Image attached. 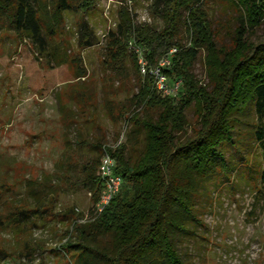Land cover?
<instances>
[{
	"label": "trees",
	"instance_id": "1",
	"mask_svg": "<svg viewBox=\"0 0 264 264\" xmlns=\"http://www.w3.org/2000/svg\"><path fill=\"white\" fill-rule=\"evenodd\" d=\"M226 1L236 14L226 21L232 29L229 44L220 42L218 26L209 20L202 0H150L152 15L163 20L162 29L136 23L132 10L120 0L116 25L106 32L102 67L109 72L106 80L128 89L129 98L119 101L108 87L112 98L103 107L114 127L125 122V141L119 142V132L113 147L97 140L92 146L97 155L81 163V177L74 186L91 194L94 206L100 202L103 183L98 169L104 154L115 160L122 186L101 213L91 211L87 220L73 223L69 240L61 246L72 264H192L181 252V243L201 224L200 211L213 208V202L202 206L204 184L228 179L234 168L220 149L233 143L237 117L251 111L264 116V43L249 39L264 24V0ZM95 5L96 0H0V25L20 41H29L48 65H70L74 75L70 80L80 81L87 77L80 51L98 43L85 20ZM74 8L82 13L79 50L74 55L60 54L54 43L64 30L65 13ZM183 28L188 44L181 38ZM137 49L148 68L176 49L164 70L169 85L181 82L176 96H164L151 75L141 74ZM201 52L204 83L193 73ZM83 86L73 92L83 101L82 111L94 102L93 92ZM188 110L197 120L196 127L188 122ZM68 115L70 121L72 115ZM254 137L264 158V127ZM257 177L264 180V170ZM28 184L38 187L28 192L34 196L33 207L15 204L6 220L1 218L0 226L20 231L24 225H34L30 214L46 211V190L52 186L37 180Z\"/></svg>",
	"mask_w": 264,
	"mask_h": 264
},
{
	"label": "rangeland",
	"instance_id": "2",
	"mask_svg": "<svg viewBox=\"0 0 264 264\" xmlns=\"http://www.w3.org/2000/svg\"><path fill=\"white\" fill-rule=\"evenodd\" d=\"M202 1L209 20L218 26L220 42L229 44L232 29L226 21L235 17L234 6L226 0ZM121 5L120 0H96L95 8L85 14L98 43L80 51L87 69V77L80 81L70 80L74 79L70 65H48L29 41H20L0 25V220H6L20 202L26 203L25 209L33 207L34 196L28 192L38 187L29 186V180L52 186L46 190V211L30 214L34 225H24L20 231L0 226V264L73 262L61 246L69 240L73 223L84 222L97 207L91 194L74 186L81 177L79 166L97 155L92 147L97 140L113 147L119 132V142L125 141V122L114 127L103 107L111 93L122 102L129 98L128 89L106 80L109 72L102 67L106 32L115 27ZM125 5L136 23L164 27L163 20L152 15L150 0H125ZM81 17L76 8L65 13L59 44L54 43L60 54L78 52ZM181 38L188 44L185 28ZM249 39L264 43V24ZM193 73L203 83L207 81L203 52ZM129 74L132 84L134 76ZM83 85L93 92L94 102L82 111L83 101L73 92ZM186 117L192 128L197 126L191 110ZM261 127L264 116L254 111L237 117L233 143L220 149L234 168L228 179H210L204 184L202 206L213 202V208L200 211L201 224L181 243V252L192 264H264V180L257 177L264 170V158L254 137Z\"/></svg>",
	"mask_w": 264,
	"mask_h": 264
},
{
	"label": "built area",
	"instance_id": "3",
	"mask_svg": "<svg viewBox=\"0 0 264 264\" xmlns=\"http://www.w3.org/2000/svg\"><path fill=\"white\" fill-rule=\"evenodd\" d=\"M139 56V66L142 75L149 74L155 79V87L164 96H176L181 82L177 81L173 85L168 84V77L164 73L171 64V57L176 53V49H172L168 56L164 57L157 66L148 68L147 63L139 49L136 50ZM116 162L109 154H104L98 169V175L103 183V191L100 202L94 211L95 214L101 213L106 206L117 196L122 186V179L115 173Z\"/></svg>",
	"mask_w": 264,
	"mask_h": 264
}]
</instances>
